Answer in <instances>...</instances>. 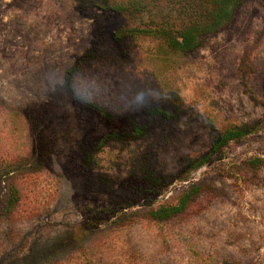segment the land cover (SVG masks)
<instances>
[{
    "label": "rangeland",
    "instance_id": "374dc122",
    "mask_svg": "<svg viewBox=\"0 0 264 264\" xmlns=\"http://www.w3.org/2000/svg\"><path fill=\"white\" fill-rule=\"evenodd\" d=\"M213 5L0 0V264H264V0L167 39Z\"/></svg>",
    "mask_w": 264,
    "mask_h": 264
},
{
    "label": "trees",
    "instance_id": "16d2710c",
    "mask_svg": "<svg viewBox=\"0 0 264 264\" xmlns=\"http://www.w3.org/2000/svg\"><path fill=\"white\" fill-rule=\"evenodd\" d=\"M242 0H213V8L209 10V16L207 19L202 22H194L188 27L183 28L178 36L168 35V43L174 49L179 50H189L194 48L199 40L198 37L201 34L213 32L221 28L234 14L237 8L240 6ZM114 9L117 11L128 10L127 5H114ZM130 32L138 31L137 28L129 29ZM167 33V32H166ZM120 36V34H119ZM100 111L105 115L106 112L103 109ZM247 131L242 128H231L227 130L221 139L220 144H224L231 139L240 137L246 134ZM195 192L193 189L188 190L182 197L180 202L177 205L160 208L158 210L151 212V217L153 219H161L164 217H170L175 213L183 211L191 198L194 196ZM13 201L12 203H14Z\"/></svg>",
    "mask_w": 264,
    "mask_h": 264
}]
</instances>
